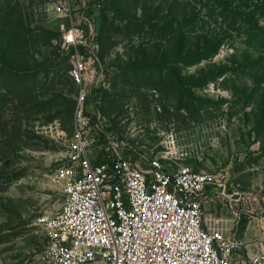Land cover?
Here are the masks:
<instances>
[{"label": "rangeland", "instance_id": "rangeland-1", "mask_svg": "<svg viewBox=\"0 0 264 264\" xmlns=\"http://www.w3.org/2000/svg\"><path fill=\"white\" fill-rule=\"evenodd\" d=\"M68 1L72 20L57 0H0V264H42L48 237L35 221L65 199L56 175L77 99L59 36L80 23L78 0ZM200 2L98 0L108 76L96 108L138 152L214 176L207 220L240 228L248 249L233 264H253L248 250L264 251V47L227 38L215 55L192 59L205 43L195 31L183 38L175 22L197 15L211 34L226 28Z\"/></svg>", "mask_w": 264, "mask_h": 264}, {"label": "built area", "instance_id": "built-area-1", "mask_svg": "<svg viewBox=\"0 0 264 264\" xmlns=\"http://www.w3.org/2000/svg\"><path fill=\"white\" fill-rule=\"evenodd\" d=\"M57 2L58 14L72 20L71 3ZM78 2L80 23L61 32L77 99L73 135L56 175L65 199L59 211L35 221L48 237L41 263L233 264L248 244L236 226L207 220L215 177L138 152L96 108L108 76L96 41L101 5ZM248 251L253 264H264V251Z\"/></svg>", "mask_w": 264, "mask_h": 264}, {"label": "trees", "instance_id": "trees-1", "mask_svg": "<svg viewBox=\"0 0 264 264\" xmlns=\"http://www.w3.org/2000/svg\"><path fill=\"white\" fill-rule=\"evenodd\" d=\"M200 3H202V8L207 10L208 18L211 19V21L215 19L214 16L216 15L217 19L214 21L220 20L221 24H225L226 28L220 31H213L211 34L209 31L207 32L205 30V25L209 24V22L205 20L204 17L200 18L197 15L184 16L175 22L183 38V33L186 34L189 31H195L194 33L198 35V43L199 41H201L200 44L205 43L204 46L201 48L199 47L196 53L190 56L192 59L201 61L202 59L215 55L223 41L227 38L234 39L240 37L250 43L264 47V0H201ZM107 22L108 17L105 15L103 18L102 15L101 24L99 27L97 26L99 44H101L102 25L105 26ZM190 25L195 27L196 30H187L186 27ZM61 40L60 33L59 50L67 64L69 73V59L71 54L64 51ZM103 93L104 90H98L97 95L99 94L102 96Z\"/></svg>", "mask_w": 264, "mask_h": 264}, {"label": "crops", "instance_id": "crops-1", "mask_svg": "<svg viewBox=\"0 0 264 264\" xmlns=\"http://www.w3.org/2000/svg\"><path fill=\"white\" fill-rule=\"evenodd\" d=\"M101 17H102V14L100 13V14H99V18L101 19ZM241 232H242V230H240V228H239V234H240L241 237H243V236L241 235Z\"/></svg>", "mask_w": 264, "mask_h": 264}]
</instances>
